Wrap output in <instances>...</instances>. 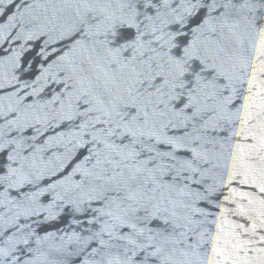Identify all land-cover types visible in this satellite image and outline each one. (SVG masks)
Wrapping results in <instances>:
<instances>
[{"label": "water", "instance_id": "1", "mask_svg": "<svg viewBox=\"0 0 264 264\" xmlns=\"http://www.w3.org/2000/svg\"><path fill=\"white\" fill-rule=\"evenodd\" d=\"M0 116L44 264H264V0H0Z\"/></svg>", "mask_w": 264, "mask_h": 264}]
</instances>
